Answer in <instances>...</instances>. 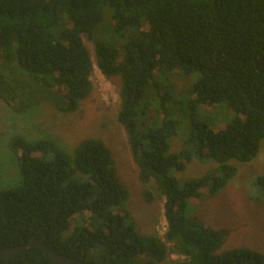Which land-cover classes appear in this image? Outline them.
<instances>
[{"label": "trees", "instance_id": "obj_1", "mask_svg": "<svg viewBox=\"0 0 264 264\" xmlns=\"http://www.w3.org/2000/svg\"><path fill=\"white\" fill-rule=\"evenodd\" d=\"M104 7L112 8L117 40L96 34ZM83 34L95 44L103 75L119 80L118 120L140 179L155 181L165 197L168 228L164 238L139 230L126 206L129 188L104 140L86 138L69 153L52 140L17 135L10 145L18 154L21 182L0 189V248L38 238L95 264H264V252L256 248L221 251L231 229L186 214L190 199H202L206 188L217 193L237 174L231 160L249 162L259 153L264 0H0V98L20 110L45 101L78 111L95 89V63ZM15 58L29 77L23 94L8 86ZM177 70L201 73L183 99L157 76ZM221 103L235 114L222 128L196 116L200 105ZM186 117L191 124L185 143L219 165L181 183L171 172L185 170L193 151H172L170 138ZM255 187L260 201L264 175ZM145 196L152 200L148 190ZM173 253L184 258L173 259ZM0 264L59 263L34 246L0 258Z\"/></svg>", "mask_w": 264, "mask_h": 264}, {"label": "rangeland", "instance_id": "obj_2", "mask_svg": "<svg viewBox=\"0 0 264 264\" xmlns=\"http://www.w3.org/2000/svg\"><path fill=\"white\" fill-rule=\"evenodd\" d=\"M111 12L112 8L104 7V22L96 30L100 39L117 40L111 29ZM83 38L95 63L92 76L95 89L90 97L81 102L78 111L64 112L45 101L20 110L0 98V189L14 187L21 182L18 154L10 145L14 136L21 135L30 141L49 139L69 153H73L82 140L99 138L113 151L118 174L130 191L126 206L139 230L143 234L157 233L164 238L168 228L164 214L165 197L157 189L155 181L144 183L139 177L127 133L118 120L121 105L119 80H109L103 75L97 65L94 42L86 34H83ZM8 71L11 78L9 88L16 94H23L24 84L29 77L18 66L16 58ZM157 76L161 82L171 83L177 97L183 99L187 97L190 86L200 79L201 73L195 71L187 74L177 70L161 72ZM32 93L24 99L25 103L31 100ZM234 115L226 103L200 105L196 112L200 120L214 129L225 126ZM190 124V117L183 118L177 135L170 138L172 151H180L185 147L193 151V158L185 170L171 172L181 183L210 174L219 165L210 158L200 157L195 153L193 145L185 143ZM230 163L237 167V174L226 187L215 194H210L206 188L202 199L188 201L186 214L190 218L198 216L212 227L231 229L221 251L246 246L264 252V197L259 201L255 195V181L264 175V139L258 155L252 161L233 159ZM147 190L152 193L151 201L145 196Z\"/></svg>", "mask_w": 264, "mask_h": 264}, {"label": "water", "instance_id": "obj_3", "mask_svg": "<svg viewBox=\"0 0 264 264\" xmlns=\"http://www.w3.org/2000/svg\"><path fill=\"white\" fill-rule=\"evenodd\" d=\"M34 246L41 248L46 253V255H48L49 258H51L54 262L59 264H95L62 254L49 247L47 244H45L43 241H41L38 238H34L28 243L11 245L0 248V258L12 257L22 252L23 250Z\"/></svg>", "mask_w": 264, "mask_h": 264}, {"label": "built area", "instance_id": "obj_4", "mask_svg": "<svg viewBox=\"0 0 264 264\" xmlns=\"http://www.w3.org/2000/svg\"><path fill=\"white\" fill-rule=\"evenodd\" d=\"M172 258H173V259H179V258H184V256H181V255H178V254H176V253H173V254H172Z\"/></svg>", "mask_w": 264, "mask_h": 264}]
</instances>
